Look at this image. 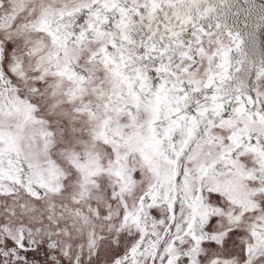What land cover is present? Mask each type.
Instances as JSON below:
<instances>
[{"label":"snow or ice","instance_id":"6c2138e0","mask_svg":"<svg viewBox=\"0 0 264 264\" xmlns=\"http://www.w3.org/2000/svg\"><path fill=\"white\" fill-rule=\"evenodd\" d=\"M0 264H264V0H0Z\"/></svg>","mask_w":264,"mask_h":264}]
</instances>
